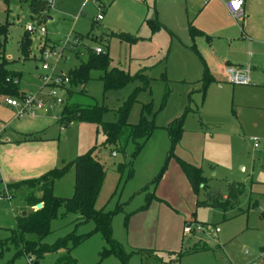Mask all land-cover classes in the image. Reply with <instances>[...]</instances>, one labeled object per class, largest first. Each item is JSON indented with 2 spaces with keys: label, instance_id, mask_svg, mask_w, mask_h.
<instances>
[{
  "label": "rangeland",
  "instance_id": "374dc122",
  "mask_svg": "<svg viewBox=\"0 0 264 264\" xmlns=\"http://www.w3.org/2000/svg\"><path fill=\"white\" fill-rule=\"evenodd\" d=\"M175 1L51 0L44 11L47 35L32 34V53L39 59L20 60L25 25L36 21L28 7L30 0H10L9 6L0 0V26L7 29L0 30V43L7 37L5 57L13 58L7 66L21 72L22 89L29 90L36 100L49 98L44 107H33L35 116L30 117L27 112L19 115L21 108H12L7 103L10 96L0 94V139L13 136L16 126L33 118L38 135L57 149L55 168L69 166L54 181V193L60 197H70L74 191L75 168L70 163L93 146H97L94 155L107 171L96 207L118 211L112 220L113 236L123 244L128 257H101L105 243L95 233L70 247L69 255L79 264H264V61L245 65L249 67L247 84L232 83L224 75L203 91L196 82L202 77V60L171 27L178 6L173 5ZM260 4L264 5V0ZM156 13L161 27L152 31L148 20ZM99 14L103 16L100 21ZM119 33L127 34L128 39L119 38ZM76 40L79 43L74 50ZM85 46L108 51L111 67L133 76L139 72L148 76L147 83L138 77L105 93L101 72L94 70L90 78L65 87L73 89L76 101L108 107L107 121L117 120V109L134 96L128 122L138 123L144 113L158 126L135 157L131 156V142L125 152L102 145L104 135L96 124L75 121L68 128H60L61 98L65 101L67 95H49L40 58L47 49L62 51L58 70L67 75L85 59ZM11 97L23 103L22 98ZM146 104H150V111ZM177 118L182 119V136L173 146L167 127ZM252 137L259 139L258 147H254ZM176 156L202 167L212 189L225 193L229 184L241 181L245 193L237 206L227 210L199 206L197 201L205 198L204 189L198 195L193 191ZM6 191L0 181V195ZM152 193L155 196L145 208ZM24 211L27 207L21 191L14 192L11 201L0 202L3 239L11 236L10 230L18 225L17 216ZM75 217L70 214L54 219L51 233L42 242L53 246L73 232L80 235L94 229L93 221L79 224ZM185 226L192 232L185 233ZM203 245L206 248H196ZM63 255H68L64 249L49 252L41 264H57L61 256L63 264ZM14 256V248H6L2 262ZM29 259L19 256L12 264H32Z\"/></svg>",
  "mask_w": 264,
  "mask_h": 264
},
{
  "label": "trees",
  "instance_id": "16d2710c",
  "mask_svg": "<svg viewBox=\"0 0 264 264\" xmlns=\"http://www.w3.org/2000/svg\"><path fill=\"white\" fill-rule=\"evenodd\" d=\"M3 1L9 6L10 0ZM48 3V0H30L28 7L30 8L32 19L39 23H45L46 16L44 15V11L49 9ZM148 21L152 31H156L161 27V23L157 18L149 19ZM0 30L2 32L6 31V25H1ZM190 34L194 38L197 35H202L203 32L190 24ZM117 36L121 39H128L127 34L119 33ZM7 40L6 37L4 42L0 43V55L2 56V61L0 62V94L24 98L26 91L22 89L19 82L21 73L10 70L7 67L9 63L5 57V44ZM32 44V34L25 30L20 40L21 58L23 60L32 58ZM77 51L81 53L80 50ZM79 52L76 55H80L81 58ZM85 54V59L81 60L79 65L71 69L67 74L70 79L69 83H76L90 78L91 72L94 70L101 72L100 79L103 81L105 93L110 89L122 88L138 77L146 81V83L148 81V76L143 72H139L133 76L121 68L116 66L111 67L108 51L105 52L102 49V52L98 53L94 47L85 46ZM15 79H18L17 83ZM213 81L214 77L205 65L203 77L197 82L201 84V89L204 91L205 87ZM74 94L73 89L68 87L67 99L63 101L61 117L58 123L62 128L70 127L75 121L96 124L104 135L102 145H111L118 151L125 152L126 146L131 142L134 144L131 156L135 157L158 128L154 119L147 117L144 113H142L138 123L131 124L128 122L130 108L135 99L134 96L130 97L124 105L117 109V120L107 121L104 119V116L110 110L108 107L93 101H76L73 99ZM146 105L150 111V104ZM167 129H169V136L174 146L182 136V119H175L168 125ZM96 148L97 146H93L85 153L76 156L70 163L75 168L74 191L70 197H60L54 193V181L61 177L69 166L53 168L37 178L9 183L7 185L6 190L10 193L16 191L23 193L27 213L17 216L18 225L15 229L10 230V237L3 239L0 236V246L2 248L0 252V264H12V261L19 256H25L28 259L31 256L29 260H32V264L35 261H39V264H41L47 253L61 249L66 250V254L68 253V255H63L66 259V262H63V264H79L69 255L70 247L80 244L95 233H99L105 243L100 254L101 257L110 255L119 259H126L128 257L123 244L113 236L112 220L118 211L106 210L104 207L98 209L96 207L97 198L107 173L102 162L94 155ZM176 160L180 164L193 191L198 195L200 189H204L205 198L202 201H197L199 206L227 210L237 206L240 198L245 193V187L242 182L229 184L226 193L220 189H212L204 176L202 167L186 162L178 156H176ZM37 190L41 191V195H36ZM151 195L152 197H148L145 208L155 196L154 193ZM39 203L42 206L37 208L36 206ZM70 214H76L74 221H79V224L93 221L94 229L80 235H76L73 232L67 237L60 239L53 246L43 243L42 240L52 231V221L59 217L66 218ZM27 235H31L33 238L26 239L25 236ZM11 246L15 250V256L11 261L3 263V251ZM196 248L199 250L206 248V246L203 245L201 248ZM57 261V264H61L63 257L61 256Z\"/></svg>",
  "mask_w": 264,
  "mask_h": 264
},
{
  "label": "crops",
  "instance_id": "0c3cea01",
  "mask_svg": "<svg viewBox=\"0 0 264 264\" xmlns=\"http://www.w3.org/2000/svg\"><path fill=\"white\" fill-rule=\"evenodd\" d=\"M228 1L176 0L173 4H178L176 17L170 22L175 35L191 45L193 52L202 60L203 67L206 65L210 70L214 82L225 77L226 66L245 68L248 63L264 61V5L260 4L263 0H243L242 20L230 13ZM154 18L158 19L157 13ZM49 20L52 18L49 17ZM190 24L203 34L193 38ZM255 33L261 36H254ZM36 56L32 53L34 59H39ZM11 57H6L9 62L13 59ZM18 59L23 60L21 55ZM203 74L204 68L202 77ZM67 88L60 89L58 94L64 92L67 95ZM25 91L29 93V90ZM61 100L63 105L64 99ZM29 120L20 124L23 128L16 126L13 136L7 134L0 139V181L6 188L9 183L37 178L55 168L58 152L54 143L38 135L37 122L32 121L33 118Z\"/></svg>",
  "mask_w": 264,
  "mask_h": 264
},
{
  "label": "built area",
  "instance_id": "2783aa9c",
  "mask_svg": "<svg viewBox=\"0 0 264 264\" xmlns=\"http://www.w3.org/2000/svg\"><path fill=\"white\" fill-rule=\"evenodd\" d=\"M51 3V0L48 1ZM228 9L230 13L238 20H242L244 16L243 11V0H229L227 2ZM102 14L97 15L98 21L102 20ZM25 30L30 32L31 34L37 33L39 36L47 35V28L44 23H39L38 21H34L33 23H26ZM79 43L78 40L74 43V50H76V45ZM96 52H102V47H96ZM62 56V51H58L57 49H47L43 51L41 55L42 69L46 72L43 75L44 85L50 87L49 95L50 96H57L58 91L62 88H65L69 83L70 79L67 75H64L62 71L58 70V61ZM56 57V60L53 59ZM224 75L226 76L227 80L232 83L238 84H247L250 82L249 78V67L248 68H238L234 66H226L224 69ZM15 82H18V79H15ZM23 99V103H19L17 100L13 99L12 97L7 98V103L12 107H20L21 111L19 115L23 116L25 112L28 114L35 116V111H33V107L38 109L42 108L49 102V98L44 99L39 97V99H35L32 94L27 93ZM52 107V104H50ZM254 147H258L259 139L257 137L251 138ZM115 154V153H113ZM13 199L12 193L8 190L5 193L0 195V202L7 200L11 201ZM198 230L201 229V225H198ZM216 231H219V228H215ZM193 229L190 226L184 227L185 233H191ZM32 263V260H30Z\"/></svg>",
  "mask_w": 264,
  "mask_h": 264
},
{
  "label": "water",
  "instance_id": "95a60500",
  "mask_svg": "<svg viewBox=\"0 0 264 264\" xmlns=\"http://www.w3.org/2000/svg\"><path fill=\"white\" fill-rule=\"evenodd\" d=\"M41 206H42V204L39 203V204H37L36 207H37V208H40ZM25 214H26V211L23 212V215H25ZM34 264H39V261H35Z\"/></svg>",
  "mask_w": 264,
  "mask_h": 264
}]
</instances>
